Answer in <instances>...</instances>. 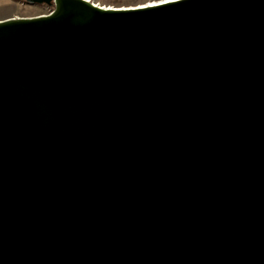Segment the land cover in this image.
I'll return each mask as SVG.
<instances>
[{"label":"water","instance_id":"95a60500","mask_svg":"<svg viewBox=\"0 0 264 264\" xmlns=\"http://www.w3.org/2000/svg\"><path fill=\"white\" fill-rule=\"evenodd\" d=\"M0 19V264H264V0H24Z\"/></svg>","mask_w":264,"mask_h":264},{"label":"rangeland","instance_id":"374dc122","mask_svg":"<svg viewBox=\"0 0 264 264\" xmlns=\"http://www.w3.org/2000/svg\"><path fill=\"white\" fill-rule=\"evenodd\" d=\"M98 4L112 7H136L149 0H92ZM50 9L47 4L28 3L24 0H0V19L10 17H29L44 14Z\"/></svg>","mask_w":264,"mask_h":264},{"label":"bare ground","instance_id":"6f19581e","mask_svg":"<svg viewBox=\"0 0 264 264\" xmlns=\"http://www.w3.org/2000/svg\"><path fill=\"white\" fill-rule=\"evenodd\" d=\"M164 1H170V0H149L147 2L137 4L136 7H140V6H144V5L158 4V3H161V2H164ZM130 7H132V6H130Z\"/></svg>","mask_w":264,"mask_h":264},{"label":"trees","instance_id":"16d2710c","mask_svg":"<svg viewBox=\"0 0 264 264\" xmlns=\"http://www.w3.org/2000/svg\"><path fill=\"white\" fill-rule=\"evenodd\" d=\"M47 5H48L49 9H52L54 7L53 4H47Z\"/></svg>","mask_w":264,"mask_h":264}]
</instances>
